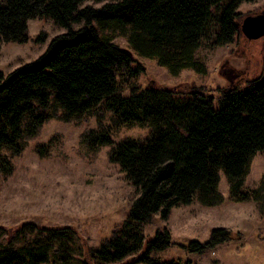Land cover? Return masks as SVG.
<instances>
[{"label":"trees","instance_id":"16d2710c","mask_svg":"<svg viewBox=\"0 0 264 264\" xmlns=\"http://www.w3.org/2000/svg\"><path fill=\"white\" fill-rule=\"evenodd\" d=\"M85 1L0 2V48L26 42L30 19H51L65 29L37 58L7 75L0 71V176L14 173L12 158L49 119L78 121L93 114L97 126L86 129L81 142L93 153L111 146L110 161L137 196L121 228L99 248L82 247L83 257L72 226H0V264H193L152 257L171 246L172 237L165 228L148 238L144 226L157 214L168 219L178 205L222 204L221 170L231 200L264 205V177L258 187L246 186L254 157L264 154V75L217 100L186 84L141 88L137 80L145 66L112 40L125 37L133 51L174 75L187 68L206 73L196 53L206 41L224 46L237 39L242 0H92L103 2L100 7ZM76 23L83 26L75 29ZM131 126L149 132L144 138H113ZM39 149L44 153L47 145ZM231 235L216 227L207 242L191 241L186 248L203 252Z\"/></svg>","mask_w":264,"mask_h":264},{"label":"rangeland","instance_id":"374dc122","mask_svg":"<svg viewBox=\"0 0 264 264\" xmlns=\"http://www.w3.org/2000/svg\"><path fill=\"white\" fill-rule=\"evenodd\" d=\"M102 4L87 0L83 5L100 7ZM238 12L241 14L240 33L234 42L215 46L206 41L197 51L196 56L205 64L206 73L187 68L174 75L155 59L133 51L125 37L116 36L112 42L129 50L145 66V72L137 80L141 88L151 84L168 88L186 84L202 88L217 100L225 90L245 88L264 75V36L249 39L241 30L247 15L264 13V0H242ZM82 26L83 23H76L74 28ZM62 32L65 29L51 19H30L26 42L2 44L0 71L7 75L37 58L46 51L50 40ZM215 106L219 107L217 101ZM96 126L93 114L78 121L53 117L45 123L39 136L12 158L14 173L0 176V226L15 228L24 222L43 227L72 226L79 233L76 247L82 257V247L99 248L121 228L137 191L120 166L110 161L111 146H103L93 153L81 142V134ZM148 132V127H123L113 138L116 141L127 137L144 138ZM41 145H47L46 152L40 151ZM263 177L264 154L258 153L246 178L247 188L258 187ZM220 191L225 198L222 204L205 206L195 201L174 207L168 219L155 215L152 222L144 226L145 235L152 238L167 228L172 244L151 256L159 260H190L193 264H264V205L259 206L253 200H231L223 170ZM216 227L229 230L231 238L203 252L186 248L191 241L207 242ZM145 250L146 247L142 252ZM138 255H131L125 262H132Z\"/></svg>","mask_w":264,"mask_h":264},{"label":"water","instance_id":"95a60500","mask_svg":"<svg viewBox=\"0 0 264 264\" xmlns=\"http://www.w3.org/2000/svg\"><path fill=\"white\" fill-rule=\"evenodd\" d=\"M241 30L249 39H258L263 37L264 13L247 15L242 21Z\"/></svg>","mask_w":264,"mask_h":264}]
</instances>
